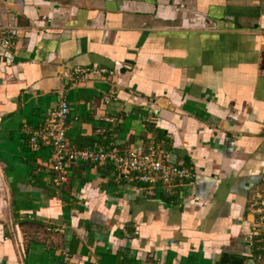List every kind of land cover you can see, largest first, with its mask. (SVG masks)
I'll list each match as a JSON object with an SVG mask.
<instances>
[{"label": "crops", "instance_id": "obj_1", "mask_svg": "<svg viewBox=\"0 0 264 264\" xmlns=\"http://www.w3.org/2000/svg\"><path fill=\"white\" fill-rule=\"evenodd\" d=\"M6 12L24 31L16 53L0 50V264H264V0ZM61 94L71 148L125 153L156 137L195 177L149 184L78 162L58 184L51 147L29 138Z\"/></svg>", "mask_w": 264, "mask_h": 264}, {"label": "built area", "instance_id": "obj_2", "mask_svg": "<svg viewBox=\"0 0 264 264\" xmlns=\"http://www.w3.org/2000/svg\"><path fill=\"white\" fill-rule=\"evenodd\" d=\"M11 1L0 0V7L7 6ZM19 4H22V1H19ZM23 31L24 27L19 24L16 13L6 12L0 15V50L16 53ZM76 72L98 75L105 70L77 68ZM69 118L70 105L61 94L57 107L29 138L32 150H38L42 146L51 147V167L57 174L55 181L58 184L66 180L68 170L78 162L104 164L110 161L118 172L149 184H165L174 179H192L196 175L193 169L182 164L164 161V141L157 140L156 137H151L147 144L131 147L125 153H120L117 148L105 146L86 150L73 149L68 141ZM257 198L255 205L258 206L257 210L262 212L261 219L264 220V192L258 193ZM259 233V230H254L255 235ZM262 248L264 249V245ZM260 259L263 263L264 256Z\"/></svg>", "mask_w": 264, "mask_h": 264}]
</instances>
